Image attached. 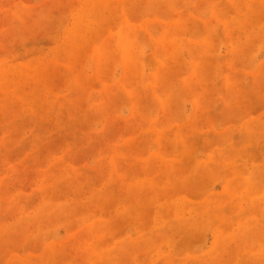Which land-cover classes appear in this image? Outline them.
Wrapping results in <instances>:
<instances>
[{"label":"rangeland","instance_id":"obj_1","mask_svg":"<svg viewBox=\"0 0 264 264\" xmlns=\"http://www.w3.org/2000/svg\"><path fill=\"white\" fill-rule=\"evenodd\" d=\"M0 264H264V0H0Z\"/></svg>","mask_w":264,"mask_h":264}]
</instances>
